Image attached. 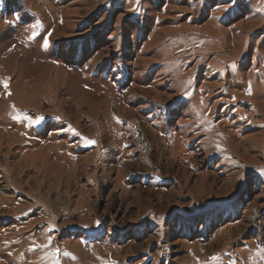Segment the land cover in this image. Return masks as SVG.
<instances>
[{
  "label": "rangeland",
  "instance_id": "obj_1",
  "mask_svg": "<svg viewBox=\"0 0 264 264\" xmlns=\"http://www.w3.org/2000/svg\"><path fill=\"white\" fill-rule=\"evenodd\" d=\"M0 264H264V0H0Z\"/></svg>",
  "mask_w": 264,
  "mask_h": 264
},
{
  "label": "snow or ice",
  "instance_id": "obj_2",
  "mask_svg": "<svg viewBox=\"0 0 264 264\" xmlns=\"http://www.w3.org/2000/svg\"><path fill=\"white\" fill-rule=\"evenodd\" d=\"M33 35H35V33H33ZM48 45V40H47V37H45L44 39V46L47 47ZM4 87L7 88V83L5 82L4 83ZM16 119H26L29 121V123H32V124H36V123H39L43 118L42 117H36L35 119H31L30 117H27V116H17L15 117ZM89 144H94L95 142L94 141H88ZM212 259H216V257H212Z\"/></svg>",
  "mask_w": 264,
  "mask_h": 264
}]
</instances>
